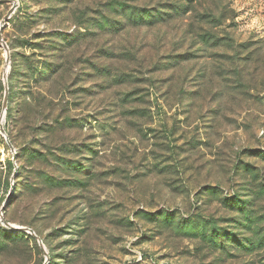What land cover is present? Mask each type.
Listing matches in <instances>:
<instances>
[{
	"label": "rangeland",
	"instance_id": "rangeland-1",
	"mask_svg": "<svg viewBox=\"0 0 264 264\" xmlns=\"http://www.w3.org/2000/svg\"><path fill=\"white\" fill-rule=\"evenodd\" d=\"M15 1L0 264H264V0Z\"/></svg>",
	"mask_w": 264,
	"mask_h": 264
},
{
	"label": "water",
	"instance_id": "water-1",
	"mask_svg": "<svg viewBox=\"0 0 264 264\" xmlns=\"http://www.w3.org/2000/svg\"><path fill=\"white\" fill-rule=\"evenodd\" d=\"M1 2H11L12 6L11 8L8 10V12L6 13V15L4 16V18L1 20L0 22V43L1 46L5 49L6 52V61H5V69H4V86H5V92H4V100H3V110H2V115L0 118V130L1 132L5 135L6 137V141L8 143V145L10 146L11 150L13 152H15V148L13 146V144L11 143L7 132L5 130V127L3 125V120L6 114V110H7V106H8V102H9V95H10V89H9V82H8V75H9V71L11 68V59H10V49L9 46L6 42V40L3 37V33H2V29L5 27V25L8 23L9 19L11 18L12 14L15 12V10L18 7V3L15 0H0ZM1 222L7 226L9 229L14 230V231H26L29 234H31L39 243L41 249L43 250L44 254L46 255V257H48V251L46 250V247L44 245L43 239L35 232L34 229L30 228V227H24V226H20V225H15L13 223L8 222L4 217H1ZM47 263V260L44 264Z\"/></svg>",
	"mask_w": 264,
	"mask_h": 264
},
{
	"label": "trees",
	"instance_id": "trees-1",
	"mask_svg": "<svg viewBox=\"0 0 264 264\" xmlns=\"http://www.w3.org/2000/svg\"><path fill=\"white\" fill-rule=\"evenodd\" d=\"M9 89H10V91H12V86H11V85L9 86ZM9 97H10V95H9ZM13 231H14V230H13Z\"/></svg>",
	"mask_w": 264,
	"mask_h": 264
}]
</instances>
